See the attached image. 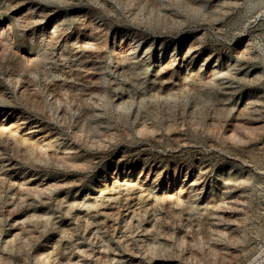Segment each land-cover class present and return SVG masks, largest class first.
I'll list each match as a JSON object with an SVG mask.
<instances>
[{
	"label": "rangeland",
	"instance_id": "rangeland-1",
	"mask_svg": "<svg viewBox=\"0 0 264 264\" xmlns=\"http://www.w3.org/2000/svg\"><path fill=\"white\" fill-rule=\"evenodd\" d=\"M0 130V264H264V0H0Z\"/></svg>",
	"mask_w": 264,
	"mask_h": 264
},
{
	"label": "bare ground",
	"instance_id": "bare-ground-1",
	"mask_svg": "<svg viewBox=\"0 0 264 264\" xmlns=\"http://www.w3.org/2000/svg\"><path fill=\"white\" fill-rule=\"evenodd\" d=\"M24 2V1H23ZM17 3V2H16ZM15 4V3H14ZM39 21V20H38ZM37 22V21H36ZM187 56V55H186ZM22 117V116H21ZM21 127V126H20ZM17 128V127H16ZM9 129V128H8ZM1 131V130H0ZM5 133V132H4ZM40 140V139H39ZM23 143V142H22Z\"/></svg>",
	"mask_w": 264,
	"mask_h": 264
}]
</instances>
